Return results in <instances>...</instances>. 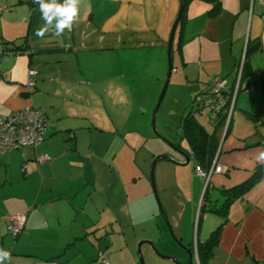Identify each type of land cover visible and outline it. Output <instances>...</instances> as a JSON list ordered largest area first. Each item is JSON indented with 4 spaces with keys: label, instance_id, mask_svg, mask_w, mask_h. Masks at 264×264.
I'll return each instance as SVG.
<instances>
[{
    "label": "crops",
    "instance_id": "1",
    "mask_svg": "<svg viewBox=\"0 0 264 264\" xmlns=\"http://www.w3.org/2000/svg\"><path fill=\"white\" fill-rule=\"evenodd\" d=\"M218 1L217 11L210 13L215 4L208 0H84L71 30L37 37L44 25L39 5L0 0V48L4 41L21 48L0 56V114L33 104L48 128L39 145L0 153V249L11 253L4 264H105L101 254L109 264H264V72L253 64L264 48V27L258 30L264 0ZM182 2L171 54L178 44L181 76L185 88L194 89L193 98L208 90L209 77L224 80L233 92L245 55L247 62L229 128L207 127L199 116L203 111L196 113L206 131L196 134L199 152L180 133L172 142L188 153L189 162L173 148L161 149L156 154L173 160H157L152 183L156 154L148 159L149 172V165L134 156L127 124L114 123L109 130L105 122H95L94 95L99 86L105 94L121 90L117 81L126 76L136 83L143 65L152 63L142 54L168 49ZM254 16L256 34L245 38ZM236 24L243 36L238 45ZM190 43L208 61L197 59L199 70L193 74V61L186 57ZM124 57L131 59L129 72L120 67ZM30 68L36 70V87L29 97L23 86ZM178 70L172 66L171 73ZM188 108L186 102L180 105V127ZM97 109L110 118L106 103ZM111 136L120 139L119 147L112 146ZM40 154H48L50 161L38 163ZM213 155L224 171L206 183L195 167L210 168ZM16 215H24L25 222L14 235L8 225ZM218 227L212 249L198 252ZM143 240L153 246H141L142 262L137 246ZM183 247L190 249L191 260Z\"/></svg>",
    "mask_w": 264,
    "mask_h": 264
},
{
    "label": "rangeland",
    "instance_id": "2",
    "mask_svg": "<svg viewBox=\"0 0 264 264\" xmlns=\"http://www.w3.org/2000/svg\"><path fill=\"white\" fill-rule=\"evenodd\" d=\"M191 11L194 12V8H190L189 12ZM262 19H264V17H262ZM262 27H264V21H261L258 30L260 31ZM239 28H240L239 24H236V28L234 29V37L236 38L235 45H238L239 40L241 42L243 41V36L242 34L240 35L241 31L239 30ZM255 28H256V17L254 16V22L252 26L250 25V23H248L246 27L245 38L249 32H251L252 36L256 34ZM185 42L189 44L187 40ZM203 45H204V49L207 50L208 56L212 55V51L209 48V46L207 47L206 43H204ZM261 49L258 55L256 54L257 57L253 58V64L255 65L256 63V65L260 67V71L264 72V53H262V51L264 50ZM178 50H179L178 44H174V49L172 51L171 57H172V66L176 68V70L179 69L178 70L179 73L178 74H176L175 72L171 73L165 94L160 103L159 109L155 115L154 126L152 121L153 112L168 74L167 48L163 52H160L158 55H155L153 52H151V54H142L141 57H144L146 55L148 57V60L152 63H149L145 66L143 65L142 73L136 75V83L131 78L126 76L122 78V81L120 82L117 81L116 86L120 87L121 90H115L114 88H112L111 92H106L105 94V92L102 91L101 86H99L96 87V93L94 95L95 98L97 99L96 102H93V108H94L93 115L96 118L95 122L97 123H99V121L105 122L106 123L105 127L109 130L110 129L114 130L113 128L114 123H116L118 126H121V128L122 126L127 124V128L125 129L126 131L129 132L125 134L124 132L125 129H124L123 133L127 136L128 141H131L133 143L134 147L132 148L134 151V156L137 157V161L142 162V164H144L145 167L149 165V172H150L151 164L149 163L148 159L151 158V155L152 154L155 155L156 152H159L161 149L164 150V149L172 148L170 145L164 142L158 135H161L171 141L174 140L175 137H177L181 133L179 114H178V111L180 110V105L182 106V103L186 102L187 106H189L188 109H190L191 105L194 103V99H193L194 89L190 90L191 91L190 92L184 86L183 77H182L184 75L183 72L184 67L182 64L180 52ZM204 54L205 53L203 52V55ZM186 57H189V59L193 61V65H190L189 68L192 74L195 71L199 70L197 67H195L197 59H199L204 63H208V61L205 60V58H201V56L199 57L198 48L196 49V46L193 43H190V45L187 47ZM129 60H127V57H124L123 63L120 65L121 68H123V66H126V70H125L126 72L127 71L129 72L131 69V65H129L128 63ZM107 63L108 64L111 63L110 59L106 60V64ZM210 63L212 64V62ZM202 67L205 68L204 65ZM136 69L139 70V66L136 67ZM220 70H222L224 74L225 72L228 71L226 69H220ZM207 72L210 73L211 75H216L215 73H211L209 70ZM234 72L235 70L232 72L233 76H234ZM201 77H203V73L201 74ZM125 82L127 83L126 85ZM113 84L114 81L111 82V85ZM123 99L125 101L124 103H123ZM130 101H131V105H130ZM104 103H106V109L110 108L109 119L104 117V114L102 113L101 110L97 109L99 105L103 106ZM143 109H145V111H143ZM202 111H203L202 114H200L199 116H201L204 124L207 127L213 129L214 126L216 125L215 122H213V120L209 118V116L211 115V111L209 107L202 108ZM112 139L113 137L111 136L110 143L112 144V146L119 147L121 145L119 138H116L115 140ZM158 155L160 154H156L154 157ZM196 264L198 263L196 262Z\"/></svg>",
    "mask_w": 264,
    "mask_h": 264
},
{
    "label": "built area",
    "instance_id": "3",
    "mask_svg": "<svg viewBox=\"0 0 264 264\" xmlns=\"http://www.w3.org/2000/svg\"><path fill=\"white\" fill-rule=\"evenodd\" d=\"M3 7H0V10ZM174 71V70H173ZM242 64L236 72V86L233 92L226 90L225 81L219 78H208L209 87L205 93L197 94L194 97V104L196 108L209 107L211 115L209 118L215 121L223 113L226 115L225 127H227L235 105V98L238 88V83L241 77ZM36 70L30 68L28 70L27 80L23 86L24 92L27 96L35 91L36 87ZM47 124L43 118L42 112L33 104H26L18 110H14L6 115L0 114V153L12 150H20L26 146H37L45 138L47 134ZM38 163L49 162L50 156L48 154H40L36 156ZM224 166L217 162V156L214 158L212 165L208 169L201 166L195 167L197 175L205 177L208 183L210 177L214 173H222ZM25 216L16 215L12 218L8 225L10 233L17 235L24 226ZM198 216L196 217L194 227L198 226ZM197 257V251L195 248ZM101 257L105 264H109L104 254Z\"/></svg>",
    "mask_w": 264,
    "mask_h": 264
},
{
    "label": "clouds",
    "instance_id": "4",
    "mask_svg": "<svg viewBox=\"0 0 264 264\" xmlns=\"http://www.w3.org/2000/svg\"><path fill=\"white\" fill-rule=\"evenodd\" d=\"M83 2L84 0H63V3L58 0H34L39 5L44 20V25L36 30L35 35L43 37L51 30L55 36H61L65 29L71 30ZM260 159L264 160V153L260 154ZM10 259L11 253L0 249V264Z\"/></svg>",
    "mask_w": 264,
    "mask_h": 264
},
{
    "label": "trees",
    "instance_id": "5",
    "mask_svg": "<svg viewBox=\"0 0 264 264\" xmlns=\"http://www.w3.org/2000/svg\"><path fill=\"white\" fill-rule=\"evenodd\" d=\"M208 1L214 2V4H215L214 5V9H212L210 11V13H215L217 11V9H218L219 1L218 0H208ZM184 5H185V3H184ZM18 48H20V47L17 46V45L16 46L13 45L12 42L4 41V42H2V47L0 48V56H2L5 53H8V52H15L16 49H18ZM246 62L247 61H246V55H245V61H244L242 72H241V74H242L241 78L243 76L244 66H245ZM201 110H202L201 108H196L194 103L191 105V107L189 109V112L186 114V116L182 120V124H181V130L182 131H181V134H180L181 137L183 136L184 138H186L188 140V142L190 143L192 149H194L197 152H199L198 148H200V145H199V142L196 140V134L198 132H204L205 131L204 126L201 123H199L196 120V118H195L196 113L200 112ZM225 120H226V115L223 113L214 122H215L216 126H219V125L225 126ZM230 120H231V118H230ZM229 123H230V121H229ZM229 123H228L226 129L229 128ZM208 146L210 148H214L215 147V145L212 144V143H210ZM215 153L216 152H214V155H215ZM214 155L212 157V160L214 158ZM212 160H211V162H212ZM201 167L206 169V167H204V166H201ZM207 168H208V166H207ZM251 185H252V180L249 183L248 182L244 183L243 186L241 187L240 193H242L243 191H246ZM220 229L221 228L218 227L216 230H214L211 233L209 238L204 243H201V244L198 245V248H197L198 252H199V250L202 249L203 253L207 254L212 249V247L214 246V244L218 240Z\"/></svg>",
    "mask_w": 264,
    "mask_h": 264
},
{
    "label": "water",
    "instance_id": "6",
    "mask_svg": "<svg viewBox=\"0 0 264 264\" xmlns=\"http://www.w3.org/2000/svg\"><path fill=\"white\" fill-rule=\"evenodd\" d=\"M182 8H183V2H182V4H181V8H180V12H179L178 18L176 19V21H175V23H174V25H173V28H172V31H171V35H170V39H169V44H168V68H169V69H168V74H167V77H166L165 83H164V85H163L162 91H161V93H160V95H159L158 101H157V103H156V106H155V109H154V112H153V118H152L153 126L155 125V115H156V113H157V111H158V109H159L160 103H161V101H162V99H163V96H164V94H165V91H166L167 85H168V83H169V78H170V75H171V70H172V63H171L172 40H173V37H174V33H175V29H176V26H177V23H178L179 17H180L181 12H182ZM194 114H195V113H194ZM158 136H159L164 142H166L168 145H170L174 150H176L179 154H181V156H183L184 159H185V163H188V162H189L190 157H189L188 153L185 152V151L183 150V148H181V147L175 145L171 140H168L167 138H165V137H163V136H161V135H158ZM159 158H168V159H170V160H173V159H172L170 156H168V155H162V156L160 155V156H156V157L154 158V160H153V164H152L153 166H152V170H151V171H152V174H151V180H152V183H154V178H153V167H154V165L156 164V162H157V160H158ZM145 243H146V244H149L151 247L153 246V244H152L150 241H145V240H143V241H141V242L138 243L137 250H138V253H139V256H140L142 262H143V258H142L141 246H142L143 244H145ZM153 249H154V247H153ZM183 249H184V251L187 252V254H188V256H189V259L191 260V251H190V249L185 248V247H183ZM155 252H156V251H155ZM156 254L160 255L158 252H156ZM160 256L163 257V258H165V259H171V260H173V261H176V259H175L174 257H171V256H162V255H160Z\"/></svg>",
    "mask_w": 264,
    "mask_h": 264
}]
</instances>
